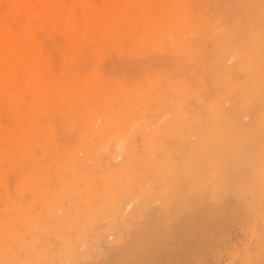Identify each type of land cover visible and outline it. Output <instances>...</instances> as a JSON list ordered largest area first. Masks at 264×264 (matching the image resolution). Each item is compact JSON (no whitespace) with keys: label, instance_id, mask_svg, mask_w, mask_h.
<instances>
[{"label":"bare ground","instance_id":"bare-ground-1","mask_svg":"<svg viewBox=\"0 0 264 264\" xmlns=\"http://www.w3.org/2000/svg\"><path fill=\"white\" fill-rule=\"evenodd\" d=\"M0 264H264V0H0Z\"/></svg>","mask_w":264,"mask_h":264}]
</instances>
